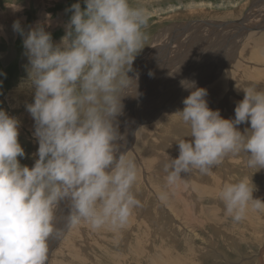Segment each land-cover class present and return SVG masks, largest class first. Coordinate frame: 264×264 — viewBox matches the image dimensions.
I'll list each match as a JSON object with an SVG mask.
<instances>
[{
  "label": "clouds",
  "instance_id": "obj_1",
  "mask_svg": "<svg viewBox=\"0 0 264 264\" xmlns=\"http://www.w3.org/2000/svg\"><path fill=\"white\" fill-rule=\"evenodd\" d=\"M84 4L66 9L72 14L59 42L46 31L48 20L27 34L19 19L12 25L24 37L27 75L19 87L34 90L26 110L35 122L39 147L34 166L22 165L20 121L0 110V264H49V241L63 235L57 226L61 202L69 208L62 218L66 227L83 224L93 231L123 229L142 207L134 191L138 167L121 151L127 138L118 118L124 114L123 101L141 95L139 73H129L147 45L152 12L131 0ZM180 84L191 92L183 110L173 115L186 137L175 141L178 158L163 162L167 189L174 190L194 171L209 175L226 158L242 153L254 174L264 169V90L236 84L245 95L237 102L235 118L225 119L209 107L207 89L194 80ZM248 122L251 127L242 133L237 126ZM252 176L225 183L219 192L233 222L249 211L264 212V199L254 198ZM167 197V191L160 195L161 200Z\"/></svg>",
  "mask_w": 264,
  "mask_h": 264
},
{
  "label": "rangeland",
  "instance_id": "obj_2",
  "mask_svg": "<svg viewBox=\"0 0 264 264\" xmlns=\"http://www.w3.org/2000/svg\"><path fill=\"white\" fill-rule=\"evenodd\" d=\"M78 2L82 8H86L84 0H0V14L1 11H9V15L10 12L17 11L19 17L16 19H20L26 34L38 22L48 20L46 31L52 33L54 42H59L65 35L64 26L72 14L66 9ZM131 2L133 5L143 4L152 12L146 29L149 37L147 45L134 61V71L129 73L133 77L139 73L141 95L138 98H126L123 101L124 114L118 118L120 132L129 136L126 137L127 143L121 151H126L130 158L133 157L138 167L139 182L134 191L142 203V207L138 208L141 213L137 209L134 210L132 216L135 222L129 221L125 229H121L122 234L111 228L96 232L83 224L77 226L78 228L66 227L62 218L68 215L69 208L67 202H61L57 211V226L63 228V235L59 240L49 241V264H174L173 255L184 258V264H264V212L249 211L242 221L233 222L225 215L219 199V192L225 183L237 182L246 175L254 174V170L246 167L247 157L243 153L226 158L209 175H201L195 171L185 175L174 190L167 189L165 174L162 173L161 167L167 159L178 157L179 149L175 141L186 137V130L180 134L168 132L169 136L165 133L168 122L170 123L171 116L175 113L165 107L169 102L171 104L173 102L174 105H179V110H183L185 107L183 100L191 92L182 88L180 81L194 80L208 91L209 87L212 85L214 87V84L223 80L216 97L219 101L214 98L208 104L212 110H220L223 118L234 119L235 106L245 95L236 89V84L241 85L248 77H245V68L255 72L264 71V63H260L263 61H256L252 55L249 58H246L247 54L244 55V48L247 50V46H250L252 54L254 50L264 56L262 51L264 0H131ZM46 14H50V19ZM249 20L254 24H250ZM239 22H245L240 23L245 25V28L249 23L244 31L246 39L241 37L244 34L238 29L241 27ZM258 24L263 27L252 30ZM15 36L17 38V33ZM240 38L243 39V45H240ZM23 39L24 37L19 35V40L15 44V57L8 62L9 67L5 69L9 74V82L4 84L5 87L9 86L10 79L15 75L18 79L17 76L14 79L19 85L26 78L25 64L21 63L22 58L26 64L28 63L24 55ZM150 71L154 73L153 76L148 75ZM240 85L238 86L242 88ZM13 86L14 83L7 92H0V110H5L20 121L18 140L25 150V156L18 159L22 165L33 167L35 160L38 159L34 154L38 152L39 144L33 136L35 122L26 110V104L34 102V90L21 92L22 89L19 87L18 96L15 97L11 96L15 87ZM143 106L147 107L141 111ZM237 127L242 133L245 131L243 124ZM138 133L143 136L137 135ZM120 143L123 144V141ZM143 152H146L147 156L149 153L152 156H159L162 165L160 167L151 165L145 156L143 157ZM207 178L210 179L208 182L205 181ZM252 181L257 188L253 194L254 198L264 199V169L256 172L252 176ZM166 191L167 199L161 200V193ZM173 198L180 204V212L173 210ZM207 220L211 223H207ZM190 241L195 245L196 253L186 247L185 243ZM173 242H177L178 245ZM144 245L145 254L138 253L137 250Z\"/></svg>",
  "mask_w": 264,
  "mask_h": 264
},
{
  "label": "bare ground",
  "instance_id": "obj_3",
  "mask_svg": "<svg viewBox=\"0 0 264 264\" xmlns=\"http://www.w3.org/2000/svg\"><path fill=\"white\" fill-rule=\"evenodd\" d=\"M38 1V0H37ZM43 1V0H42ZM263 14V13H262ZM251 16V15H250ZM249 16V17H250ZM256 16H259V15H257L256 14ZM255 16V17H256ZM248 17V16H247ZM251 18V17H250ZM254 18V17H253ZM252 18V19H253ZM259 19V18H258ZM243 21V20H242ZM248 22V21H247ZM257 22V21H256ZM240 23H245V22H239L238 24H240ZM249 23L250 24H254V22H250V20H249ZM248 23V24H249ZM258 23V22H257ZM260 23V22H259ZM248 24H246V28H245V25H241V27L240 28H238L239 30L241 29V31L240 32H242V34H244V31H246V29H247V27H248ZM237 25V24H236ZM237 27V26H236ZM263 27V26H262ZM259 24L258 25H256V26H254L253 27V29L252 30H256V29H258V28H262ZM251 28V27H250ZM249 30V29H248ZM251 30V29H250ZM249 30V31H250ZM227 32V31H226ZM233 32V31H232ZM250 33H252V32H250ZM249 33V34H250ZM249 34H247V35H249ZM241 35V34H240ZM238 36V35H237ZM236 36V37H237ZM229 37H230V35H229ZM239 37V36H238ZM241 37L242 38H245L246 39V35L244 34L243 36L241 35ZM231 38V37H230ZM241 39V38H240ZM244 39V40H245ZM224 40V39H223ZM222 40V41H223ZM231 41H233L232 39H230ZM228 41V40H227ZM236 41V40H235ZM226 42V41H225ZM240 45H243L242 44V42H243V39H241L240 41ZM221 45V44H220ZM248 45V44H247ZM261 45V44H260ZM262 46V45H261ZM259 47V46H258ZM264 47V46H263ZM246 48V47H245ZM245 48H244V55H246L247 54V56H246V58H249L251 55L253 56V59H255L256 61H263V62H260V63H264V56H262L261 54H259V53H257V52H255L254 50H253V54H252V52H250V46H247V50H245ZM243 49V48H242ZM259 50H261V49H259ZM233 51V50H232ZM237 51V50H236ZM245 51L247 52V53H245ZM262 51H264L263 49H262ZM231 53V52H230ZM233 54V53H232ZM242 54V53H241ZM228 55V54H227ZM207 57V56H206ZM215 63V62H214ZM227 66V65H226ZM188 67H190L191 68V66H188ZM192 69H194V68H192ZM183 71V70H182ZM184 72V71H183ZM217 72V71H216ZM225 72V71H224ZM259 72V73H258ZM258 72H255V70L254 71H252V70H250L249 68H245V73H246V75H245V77L246 76H248V77H246L247 79H246V81L245 82H243L241 85L240 84H238V85H240L242 88L243 87H246V86H253V87H255L256 89H258V90H264V71H258ZM185 73V72H184ZM209 73V72H208ZM219 73V72H218ZM203 74V73H202ZM149 75V74H148ZM184 75V74H183ZM186 75V74H185ZM196 75V74H195ZM199 75V74H198ZM210 75V74H209ZM193 76V75H192ZM208 76V75H207ZM260 77H262V78H260ZM184 78V77H183ZM200 79V78H199ZM206 79V78H205ZM216 79V78H215ZM151 80H153V78L151 79ZM203 81V80H202ZM211 81V80H210ZM226 81V80H225ZM238 81V80H237ZM201 82V81H200ZM199 84V83H198ZM197 84V87H199V88H202V86L199 84L198 85ZM205 84V83H204ZM222 84H223V80H220V81H218L216 84H214V87H209L208 88V95H207V101L208 102H210L212 99H214V98H216L217 96H218V91L221 89V87H222ZM207 85V84H206ZM204 86V85H203ZM207 86H209V84L207 85ZM211 88V89H210ZM18 89H19V85L17 86V87H15L14 88V90L11 92V96H15V97H17L18 95H17V93H18ZM24 90H22L21 92H23ZM241 92V91H240ZM243 92V91H242ZM173 94V93H172ZM244 94V93H243ZM181 96H183V95H181ZM229 96V95H228ZM222 97V96H221ZM169 98V97H168ZM170 98H171V96H170ZM217 99V98H216ZM222 99H224L225 100V98H222ZM167 100V99H166ZM218 100V99H217ZM223 100V101H224ZM170 101V100H169ZM219 101V100H218ZM213 102H214V100H213ZM225 102V101H224ZM228 103V102H227ZM232 103V102H231ZM236 103V102H235ZM169 105L168 106H166L165 108L166 109H168L169 111L170 110H173V111H177V110H179V105H174V103L172 102V104L169 102L168 103ZM222 104V103H221ZM226 104V103H225ZM166 105V104H165ZM170 105L172 106V105H174L173 107H171V108H168V107H170ZM211 106V105H210ZM224 106V105H223ZM140 107V106H139ZM146 107L147 106H143L142 107V110L141 111H143V110H145L146 109ZM151 107V106H150ZM218 107V106H217ZM221 107V106H220ZM236 107V106H235ZM164 108V109H165ZM181 108V107H180ZM233 108V107H232ZM222 109V108H221ZM226 111V110H225ZM144 112H146V111H144ZM143 113V112H142ZM142 113L140 114V115H142ZM147 113V112H146ZM225 113V112H224ZM151 115V114H150ZM166 116V115H165ZM170 116V115H169ZM142 117H144V116H142ZM228 117V116H227ZM233 118V117H232ZM143 120H144V118H143ZM133 124V123H132ZM243 125L245 126V129H249L250 127H251V125H250V122H248V123H243ZM143 126V125H142ZM137 130V129H136ZM183 130H186L180 123H179V118L177 117V116H175V115H173V116H171V120H170V123L168 122V127H167V129H166V131H165V133L168 135V132L169 133H178V134H180V133H183ZM149 131V130H148ZM141 132V131H140ZM145 133V132H144ZM129 135V134H128ZM137 135H139V133L137 134ZM141 135V134H140ZM139 135V136H140ZM141 136H143V134L141 135ZM144 136H146V135H144ZM169 136V135H168ZM127 137V136H126ZM129 137V136H128ZM127 137V138H128ZM165 137V136H164ZM172 139V138H171ZM143 140V139H142ZM167 140V139H166ZM151 141V140H150ZM163 142V141H162ZM156 143V142H155ZM137 144H139V141H138V143ZM140 144H142L141 142H140ZM173 144V143H172ZM140 146V145H139ZM160 146V145H159ZM152 147V146H151ZM156 147V146H155ZM171 147V146H170ZM139 148V147H138ZM157 148H158V146H157ZM141 149V148H140ZM145 150V149H144ZM153 150V149H152ZM143 151V150H142ZM151 152V151H150ZM144 153V152H143ZM152 154V153H151ZM155 154H157V155H159V153H156L155 152ZM145 156V159H147L150 163H151V165L153 164V165H155L154 167H160L161 165H162V163H160V159H159V156H152V155H150V153H149V156H147V154H146V152L143 154V157ZM179 156V155H178ZM177 157V156H176ZM133 158V157H132ZM178 158V157H177ZM139 159V158H138ZM147 162V161H146ZM148 162V163H149ZM144 163H145V161H144ZM162 167V166H161ZM157 169V168H156ZM146 171V170H145ZM155 171V170H154ZM155 172H157V171H155ZM158 172H160V171H158ZM147 173V172H146ZM163 173V172H162ZM154 175V174H153ZM163 175V174H162ZM189 175V174H188ZM161 176V175H160ZM192 176V175H191ZM193 178H195L194 177V175L192 176ZM199 177V176H198ZM201 177V176H200ZM209 177V176H208ZM148 178V177H147ZM206 178V177H205ZM198 180V179H197ZM201 180V179H200ZM208 180H210L209 178H207L205 181H207L208 182ZM150 181V180H149ZM152 181V180H151ZM139 182V181H138ZM140 182H141V180H140ZM138 184V183H137ZM141 183H139V185H140ZM138 188V187H137ZM146 190V189H145ZM164 190V189H163ZM144 191V190H143ZM162 191V190H161ZM136 192V191H135ZM141 192V191H140ZM147 192V191H146ZM145 192V193H146ZM138 193V192H137ZM149 193V192H148ZM140 194H142V193H140ZM139 198V197H138ZM140 199V198H139ZM144 199V198H143ZM170 200V199H169ZM178 200V199H177ZM169 202V201H168ZM179 202V201H178ZM166 204L168 205L169 203H167L166 202ZM165 204V205H166ZM173 210L174 211H179L180 212V210H181V206H180V204L179 203H176V201H175V198H173ZM188 204H190V202L188 203ZM171 206V205H170ZM191 206V205H190ZM192 207H194V206H192ZM191 207V208H192ZM188 209L187 210H189V207H187ZM191 208H190V210H191ZM196 208V207H195ZM152 209V208H151ZM169 209V208H168ZM167 209V210H168ZM197 209V208H196ZM137 211L139 212V213H141L140 211H139V209H137ZM147 211V210H146ZM150 211V210H149ZM185 211V210H184ZM193 211V210H192ZM178 212V213H179ZM151 213V212H150ZM169 213V212H168ZM145 214V213H144ZM148 214V213H147ZM188 215H189V212L187 213ZM192 214H193V212H192ZM196 214H197V212H196ZM137 215V214H136ZM146 215V214H145ZM181 215H182V213H181ZM188 215H186V217L188 216ZM195 215V214H194ZM198 215V214H197ZM139 216V215H138ZM132 218L130 219V222H133L134 221V217L133 216H131ZM153 217V216H152ZM182 217V216H181ZM189 217V216H188ZM147 218H148V215H147ZM154 218V217H153ZM159 218V217H158ZM185 218V217H184ZM190 218V217H189ZM192 218H193V216H192ZM191 218V219H192ZM197 218V217H196ZM190 219V220H191ZM197 219H199V218H197ZM217 219H219V217L217 216ZM187 220H189V219H187ZM194 220V219H193ZM220 220V219H219ZM157 221H159V220H157ZM208 221V220H207ZM135 222V221H134ZM133 222V223H134ZM194 222V221H193ZM196 222V221H195ZM190 223V226H191V221L189 222ZM207 223H211L210 221H208ZM213 223H216V222H214L213 221ZM188 224V223H187ZM169 225V224H168ZM185 225H186V221H185ZM160 226V225H159ZM189 226V227H190ZM77 227V226H76ZM147 227V226H146ZM200 227H202L201 225H200ZM78 228V227H77ZM150 228H152V227H150ZM186 228H188V226L186 227ZM197 228V227H196ZM88 229H89V227H88ZM87 229V230H88ZM124 229H125V227H124ZM70 230V229H69ZM73 230V229H72ZM77 230V229H76ZM89 230H91V229H89ZM140 230V229H139ZM149 230V229H148ZM148 230H146V231H148ZM177 230V229H176ZM194 230V229H193ZM241 230V229H240ZM93 231V230H92ZM99 231V230H98ZM104 231V230H103ZM103 231H99V232H103ZM120 231V233H121V229L120 230H118V232ZM124 231V230H123ZM127 231V230H126ZM151 231V230H150ZM152 231H155L154 229H152ZM249 231V230H248ZM72 232V231H71ZM73 232H75V230H73ZM97 232V231H96ZM149 232V231H148ZM180 232V231H179ZM192 232H194V231H192ZM243 232V231H242ZM251 232V231H250ZM120 233H118V234H120ZM71 234V233H70ZM74 234V233H73ZM122 234V233H121ZM120 234V235H121ZM75 235V234H74ZM98 237V236H97ZM76 238V237H75ZM138 240V239H137ZM73 241V240H72ZM74 242V241H73ZM78 242V241H77ZM140 242H141V240H140ZM86 243V242H85ZM172 243V242H171ZM175 245H178V243L177 242H173ZM139 244V243H138ZM174 244H172V245H174ZM185 245H186V247H189V250L191 251V252H195L196 253V249L194 248V244L190 241V242H187V243H185ZM139 246V245H138ZM137 248V247H136ZM144 248H145V245H144V247H141V248H139L138 250H137V252L138 253H140V254H145V250H144ZM149 248H152V247H149ZM83 250V249H82ZM148 250V249H147ZM150 250V249H149ZM150 252V251H149ZM152 252V251H151ZM164 253V252H163ZM72 255V254H71ZM163 255H165L166 256V254H163ZM160 256V255H159ZM162 256H160V258H161ZM168 257V259H169V256H167ZM172 257V256H171ZM173 257L175 258V260H174V264H184L183 263V260H185L184 258H182L181 256H176V255H173ZM152 258V257H151ZM163 258V257H162ZM165 258V257H164ZM188 258V257H187ZM153 259H155V258H153ZM169 260H171V259H169ZM172 261V260H171ZM177 261V262H176ZM153 262V261H152ZM151 262V263H152ZM157 263H158V260L156 261ZM153 264H155V263H153ZM172 264V263H171Z\"/></svg>",
  "mask_w": 264,
  "mask_h": 264
},
{
  "label": "crops",
  "instance_id": "obj_4",
  "mask_svg": "<svg viewBox=\"0 0 264 264\" xmlns=\"http://www.w3.org/2000/svg\"><path fill=\"white\" fill-rule=\"evenodd\" d=\"M8 12L1 11L0 14V73L6 74V75H0V81H2V84H0V92H7L8 90H10L11 89L10 87L13 83L15 87L19 85L17 83V80L15 81L14 79L17 76L15 75L10 79L9 86L7 87L4 86L5 83L9 82V74H7L5 69L9 67L7 65L8 62L13 57H15V44L19 40V34L17 33V38H16L15 36L16 33L13 31L12 28L13 22L18 20L16 19V17H19L18 12L17 11L10 12V15L8 14ZM24 61L25 59L22 58L21 63H24L26 65V61L25 62ZM16 79H18V76Z\"/></svg>",
  "mask_w": 264,
  "mask_h": 264
}]
</instances>
